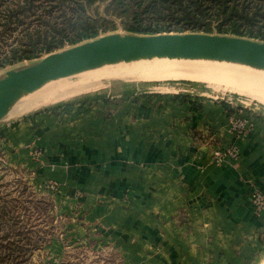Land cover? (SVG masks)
Listing matches in <instances>:
<instances>
[{
	"label": "crops",
	"instance_id": "1",
	"mask_svg": "<svg viewBox=\"0 0 264 264\" xmlns=\"http://www.w3.org/2000/svg\"><path fill=\"white\" fill-rule=\"evenodd\" d=\"M171 88L122 87L111 100L24 118L14 124L20 164L59 185L98 239L91 251L114 264H254L264 248V211L251 201L255 188L264 194V122L236 142L232 103ZM232 142L238 156L215 163L212 150Z\"/></svg>",
	"mask_w": 264,
	"mask_h": 264
},
{
	"label": "rangeland",
	"instance_id": "2",
	"mask_svg": "<svg viewBox=\"0 0 264 264\" xmlns=\"http://www.w3.org/2000/svg\"><path fill=\"white\" fill-rule=\"evenodd\" d=\"M246 1L249 10L256 7L260 13L250 24L242 22V31H246L248 25H252L255 29L257 24L261 25L264 30V0ZM67 13L71 14V11L67 9ZM59 14H62L60 10L54 11L53 19L57 21L58 25H62L63 20L57 17L60 16ZM26 17L25 25H19L14 30L5 31L0 35V56L3 57L4 54L9 53L12 46L18 45L24 33V27L30 31L41 25L36 14H28ZM116 22H118V28L112 32L125 33L126 31L119 26V21L116 20ZM70 46L69 43H66L61 47L54 48V51ZM44 55L45 53H42L32 59L0 66V77L7 70L32 64ZM174 59L189 62L192 58L174 57ZM206 62L213 67L217 66V69L221 70L222 68L221 71L226 74L230 72L227 74L229 79L228 77L211 79L175 75H127L102 78L98 75L100 66H97V68L51 79L30 93L22 95L24 97L35 90H38L39 93L48 90L66 91L59 98L18 114H6L0 120V264H114L112 262L114 256L106 257L91 251L92 247L96 246L98 239L86 236L88 228L85 226L86 224L83 226L81 216L77 215L80 211H77L76 207L70 206V199H64L59 185L47 179L37 180L33 171L20 164L17 147L19 148V137L22 133H20L19 127L14 124L34 113L76 102L98 101L103 98L111 100V96L115 97L122 87L145 89L169 87L172 89L171 87H185L186 85H192L198 90L207 89L209 94L218 100L226 99L232 101L235 106H245L247 114L253 120L254 129L258 119L264 122V91L249 86L252 83L246 77L244 78L243 71L249 65L215 59H206ZM233 71L236 74L233 75ZM237 75L239 76L236 78ZM239 77L243 78H241V83ZM32 155L36 156L38 152L33 150ZM83 228L86 230V234L83 233ZM262 251L261 256L254 261V264H264V248Z\"/></svg>",
	"mask_w": 264,
	"mask_h": 264
},
{
	"label": "trees",
	"instance_id": "3",
	"mask_svg": "<svg viewBox=\"0 0 264 264\" xmlns=\"http://www.w3.org/2000/svg\"><path fill=\"white\" fill-rule=\"evenodd\" d=\"M67 9L71 14L67 13ZM63 20L58 25L54 11ZM91 10L92 12H88ZM260 11L246 0H0V35L36 14L40 26L26 30L17 46L0 56V66L32 59L66 43L74 45L119 26L128 33L206 32L247 36L264 42V30L250 24Z\"/></svg>",
	"mask_w": 264,
	"mask_h": 264
},
{
	"label": "water",
	"instance_id": "4",
	"mask_svg": "<svg viewBox=\"0 0 264 264\" xmlns=\"http://www.w3.org/2000/svg\"><path fill=\"white\" fill-rule=\"evenodd\" d=\"M152 57L215 59L264 69V42L206 32L104 33L49 52L32 64L7 70L0 77V120L22 95L51 79L104 63Z\"/></svg>",
	"mask_w": 264,
	"mask_h": 264
},
{
	"label": "bare ground",
	"instance_id": "5",
	"mask_svg": "<svg viewBox=\"0 0 264 264\" xmlns=\"http://www.w3.org/2000/svg\"><path fill=\"white\" fill-rule=\"evenodd\" d=\"M235 63H239V62H235ZM214 67L213 65L211 66L209 63H207L205 58L191 59L189 62H187V61H180L178 59H174V57H159V58L152 57V58H147V59H136V60L133 59V60H128V61L120 60V61L113 62V63H104L103 65H100V67H98V70H99L98 75H100V77L102 78L122 77V76H127V75H136V76L137 75L138 76L140 75H152V76L154 75L155 76L156 75H175V76H190V77H202V78H211V79H213L214 77H218L220 79H224L228 77L227 74L230 72H227L226 74L221 71L222 68L220 70V69H217L218 68L217 66L215 68ZM243 72H244L243 73L244 78L246 77L247 79H249L248 81L252 83L249 86H252L253 88H258L264 91V69L256 68L255 66H251V67L249 66V67H245ZM234 74L236 73H234L233 71V75ZM243 74H240V75L243 76ZM238 76L239 75H237L236 78ZM239 78H240L239 81L241 83L242 77H239ZM79 83H82V82H79ZM65 92H66L65 90H61L57 92L48 90L43 93H39L38 90H35L31 94H28L24 97H20V99H18L10 107L7 115L8 114L10 115L18 114L24 110H29L33 107H38L45 102H49L56 98L61 97L63 94H65Z\"/></svg>",
	"mask_w": 264,
	"mask_h": 264
},
{
	"label": "built area",
	"instance_id": "6",
	"mask_svg": "<svg viewBox=\"0 0 264 264\" xmlns=\"http://www.w3.org/2000/svg\"><path fill=\"white\" fill-rule=\"evenodd\" d=\"M229 102L232 103V101ZM228 130L232 139L236 142L254 130L253 120L247 114L245 106H235L232 104V112L228 116ZM236 142L214 148L212 150L213 161L215 163H222L225 158H236L239 152ZM251 201L257 210L264 211V194L259 189L255 188L253 190Z\"/></svg>",
	"mask_w": 264,
	"mask_h": 264
}]
</instances>
